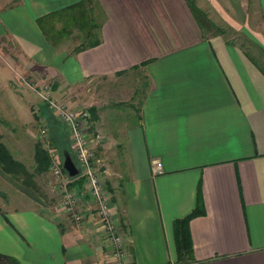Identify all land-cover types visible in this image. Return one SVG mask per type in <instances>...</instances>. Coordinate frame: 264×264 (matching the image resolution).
Listing matches in <instances>:
<instances>
[{"label":"crops","instance_id":"0c3cea01","mask_svg":"<svg viewBox=\"0 0 264 264\" xmlns=\"http://www.w3.org/2000/svg\"><path fill=\"white\" fill-rule=\"evenodd\" d=\"M250 1L0 0V109L6 97L29 115L16 85L33 78L100 107L96 156L127 253L114 254L96 211L77 222L61 202L15 181L10 196L0 189L1 252L22 264H179L174 220L196 206L201 183L206 212L190 221L191 264H264V72L204 19L256 32L264 0H254L253 17ZM80 2L101 42L76 51L81 44L54 42L38 18L66 17ZM136 70L148 77L140 122L106 126L107 115H136L134 90L120 82ZM77 181L70 185L82 190Z\"/></svg>","mask_w":264,"mask_h":264},{"label":"rangeland","instance_id":"374dc122","mask_svg":"<svg viewBox=\"0 0 264 264\" xmlns=\"http://www.w3.org/2000/svg\"><path fill=\"white\" fill-rule=\"evenodd\" d=\"M254 5V0H251L248 6V11L250 12V15L252 17L255 14ZM204 19L207 21L211 29V33L214 34L221 30L220 32H222L226 37L230 38V41L232 43L241 46L258 63L264 65V22H261V17H254V20L257 21V24L254 26L255 30H257L256 32H254L253 30L249 32H247L246 30H238L224 24H212V20L210 22L207 13H204ZM61 26V23L57 25L58 28H60ZM68 29L69 33L63 36V38L66 37V39H69L65 44H70L72 48L76 47V45L82 43L87 44L92 41L94 37H89L88 33L91 30H93L94 32L97 31V27L93 28L90 23L87 24L80 21L73 22L68 27ZM120 82L125 83L124 85H128V88L131 85L132 88L130 89V91L134 90L132 97L134 103L132 104L135 107L136 115H107L108 119L105 121V123H107L106 126L108 125L111 127L114 124L118 123L129 125L133 120H137L138 122H140L139 108L144 89H146L148 77L143 73L142 70H136L131 73V75L120 77ZM43 83L44 82L42 80L38 81L33 78L32 80H28L27 83L25 81L22 82V84H25L27 87L25 85H21V83H17L16 85L19 97L25 98L28 104L29 115H26V111H23L24 104L22 102L18 104V108H15V103L12 102L10 98H6L3 94L5 100L1 104H3V106L5 107L4 110L0 109V131L3 134L2 136H4V138H2L3 142L6 144L13 156L17 160L21 161L30 172H34V182L36 186L34 188H38L39 190L37 191L39 192L47 193L48 196L46 197V200L52 204H56V206L58 207L60 204V197L58 195L59 189L57 186L55 187V184H59L60 179L57 176L58 180H56L57 177L55 176V174H53L51 168L47 170V172L38 173L35 171L36 144L40 142L45 148L48 149V143H51L52 146L60 151L62 161L64 162L66 155H68L67 149L65 148V142L69 143V147L71 149L70 136L63 124L55 116V112L51 109L49 104L46 103V100L42 96L44 91H47V89H49L53 93L54 90H58V84L56 83V80L53 81V83L49 82L45 85ZM54 96L58 97L60 101L67 104L71 108H81L88 106L91 109L92 107H94L90 104L85 105L82 103H74L72 99H65L64 96L58 93V91L54 93ZM127 97L128 95L126 94V98ZM128 105H130V102L128 101L120 103L121 107H125ZM108 106H112V104L109 103L106 105V107ZM0 107L2 106L0 105ZM91 115L92 131L94 133L100 131L99 133H101V129L96 126V120H99L100 122L101 119L100 107L98 108V106H96V109L94 111H92L91 109ZM44 124H47L49 127V137H44L42 135L41 129ZM51 140L57 141L58 146L52 144ZM1 171L3 173L1 174L0 172V189L6 190L3 192L6 194L5 197H7V193L8 196H10L11 193L17 190L11 184V182L13 183V181H15L16 184L24 182L10 172L5 171L3 168L1 169ZM7 178H10V180H6ZM55 190L58 195V200L55 199V201H53L51 198L55 197Z\"/></svg>","mask_w":264,"mask_h":264},{"label":"built area","instance_id":"2783aa9c","mask_svg":"<svg viewBox=\"0 0 264 264\" xmlns=\"http://www.w3.org/2000/svg\"><path fill=\"white\" fill-rule=\"evenodd\" d=\"M43 98L55 112L57 119L63 124L70 136L71 151L77 167V175L70 176L64 171L60 151L51 143H48V151L51 157V169L59 177L58 185L60 202L65 211L77 222L86 220L90 213L96 211L103 229L104 238L114 248V254L123 259L125 248H123L122 236L118 224L114 218L112 202L108 196L106 178L98 164L96 148L103 140L102 134L92 131V115L90 107L71 108L55 97L50 90H45ZM44 137H49L50 131L47 124L41 129ZM163 170L161 159L153 161L155 173ZM81 178L83 189L71 186L70 182ZM82 200L88 204L81 206Z\"/></svg>","mask_w":264,"mask_h":264},{"label":"trees","instance_id":"16d2710c","mask_svg":"<svg viewBox=\"0 0 264 264\" xmlns=\"http://www.w3.org/2000/svg\"><path fill=\"white\" fill-rule=\"evenodd\" d=\"M81 4L82 3L80 2L73 5L71 7L72 8L71 12L68 15H66V17L64 14L56 13V12H51L46 15L40 16L38 18L39 25L44 30L46 35L57 43L65 35L66 28L69 27L73 22L75 21H80L84 23L88 22V17H87L88 12L85 8L81 6ZM59 23L62 24L60 28L57 27ZM91 25L93 26V28L100 27L99 22L97 24L93 23ZM88 35L89 37L93 36L94 37L93 40L87 44L82 43L80 46L75 48L76 51L97 45L101 42L99 29L98 31L95 32L91 30L88 33ZM256 63L258 64L260 69L264 72V65H261L257 61ZM91 109L92 111H94L96 107H92ZM51 141L52 144L58 146L57 141H53V140ZM65 146L68 155H70L69 159H72L74 163L71 166V172L65 167H64V171L68 174L70 173L69 175L73 177L77 175L76 172L77 168L75 166L74 157H72L73 154L69 147V143L65 142ZM35 162H36L35 171L38 173L45 172L51 168L50 154L47 148H45L43 144L40 142L36 144ZM0 165L5 171L10 172L14 176L20 178L25 184L35 186L34 172H30L21 161L17 160L13 156V154L10 152L6 144L3 142L1 133H0ZM77 180L78 181L74 182V184L77 183V185L81 186L83 180L81 178ZM205 212L206 210L204 206L202 186L201 183H199L196 206L186 215L177 217L174 220L175 242H176L179 264H191L192 261H195L194 241L190 229V221L194 216L204 214ZM0 264H22V263L18 257L0 251Z\"/></svg>","mask_w":264,"mask_h":264},{"label":"water","instance_id":"95a60500","mask_svg":"<svg viewBox=\"0 0 264 264\" xmlns=\"http://www.w3.org/2000/svg\"><path fill=\"white\" fill-rule=\"evenodd\" d=\"M70 155H66V158L64 159L63 165L65 168H67L71 172V166L74 163L72 159H69ZM76 166V165H75ZM77 168V167H76ZM77 172V169H76ZM70 174V173H69Z\"/></svg>","mask_w":264,"mask_h":264}]
</instances>
